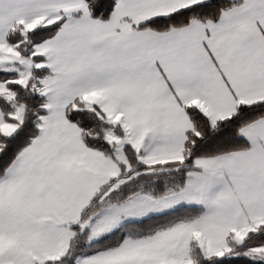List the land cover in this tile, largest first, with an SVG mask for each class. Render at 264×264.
<instances>
[{
	"label": "snow or ice",
	"instance_id": "1",
	"mask_svg": "<svg viewBox=\"0 0 264 264\" xmlns=\"http://www.w3.org/2000/svg\"><path fill=\"white\" fill-rule=\"evenodd\" d=\"M0 264H264V0H0Z\"/></svg>",
	"mask_w": 264,
	"mask_h": 264
}]
</instances>
